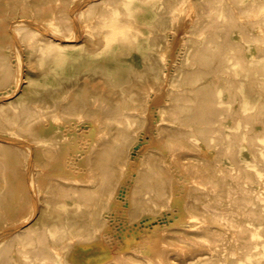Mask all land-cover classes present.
Returning <instances> with one entry per match:
<instances>
[{
  "label": "bare ground",
  "instance_id": "6f19581e",
  "mask_svg": "<svg viewBox=\"0 0 264 264\" xmlns=\"http://www.w3.org/2000/svg\"><path fill=\"white\" fill-rule=\"evenodd\" d=\"M131 240L264 264V0H0V264H132Z\"/></svg>",
  "mask_w": 264,
  "mask_h": 264
},
{
  "label": "rangeland",
  "instance_id": "374dc122",
  "mask_svg": "<svg viewBox=\"0 0 264 264\" xmlns=\"http://www.w3.org/2000/svg\"><path fill=\"white\" fill-rule=\"evenodd\" d=\"M157 1V0H155ZM135 6H139L138 3L135 4ZM64 40V39H61ZM16 46V52L19 55L20 54V46H18V42L15 41ZM17 44V45H16ZM155 105L153 106V108ZM155 109V108H154ZM155 116L153 117V120H155ZM153 120H151L153 122ZM150 124V122L148 123ZM88 127V125H85ZM154 122L151 123L148 130H144L140 133V137L134 144V150L131 155V161L132 166L135 168L138 165V162L141 158V152L142 149L153 142V127ZM151 128V129H150ZM152 141V142H151ZM178 173H175V176H177ZM129 176V175H128ZM131 176L128 177V180L124 182V196L123 198H126L127 192L129 190V184L131 182ZM183 221V212L179 210L176 207H171L169 209H166L162 213L158 214L156 217L151 219H145L143 220L141 224V237L140 241L147 244L149 240L157 236L158 238L162 239L165 233L170 229H175L181 225ZM138 241V240H137ZM135 240H131L126 243L124 246V253L127 254L133 250L134 252V259L131 260L132 264H150L149 258L146 256V249L145 244H136ZM179 264H196V262L193 259V254L189 253L188 257L180 260Z\"/></svg>",
  "mask_w": 264,
  "mask_h": 264
}]
</instances>
